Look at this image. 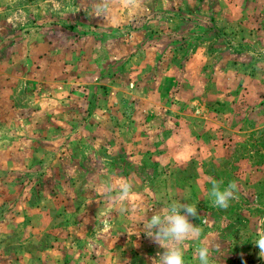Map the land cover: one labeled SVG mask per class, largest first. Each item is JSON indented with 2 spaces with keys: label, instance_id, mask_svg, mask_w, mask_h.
<instances>
[{
  "label": "rangeland",
  "instance_id": "obj_1",
  "mask_svg": "<svg viewBox=\"0 0 264 264\" xmlns=\"http://www.w3.org/2000/svg\"><path fill=\"white\" fill-rule=\"evenodd\" d=\"M96 2L0 0V264H157L141 223L172 198L185 264H264V0Z\"/></svg>",
  "mask_w": 264,
  "mask_h": 264
},
{
  "label": "clouds",
  "instance_id": "obj_2",
  "mask_svg": "<svg viewBox=\"0 0 264 264\" xmlns=\"http://www.w3.org/2000/svg\"><path fill=\"white\" fill-rule=\"evenodd\" d=\"M129 5L139 4V0H125ZM111 5V0H97L95 10L97 16H103L107 13ZM210 185L208 196L215 208L226 211L231 203L239 199V187L235 181H229L225 184L223 179L215 177H206ZM103 189L106 199L113 203L115 209L124 214L128 211L126 198L132 194L134 182L124 179L113 194V186L105 183ZM183 212V214H181ZM190 217H197V207L191 203H181L180 199L172 198L161 213H153L149 218L147 215L142 220L143 233L150 237L152 241L160 248L164 249L158 253L157 264H185V245L193 240H199L202 230L199 226H194L190 222ZM260 249V255H264V236L257 244ZM219 244H205L198 247L195 255L199 264H213L212 252L219 251Z\"/></svg>",
  "mask_w": 264,
  "mask_h": 264
}]
</instances>
